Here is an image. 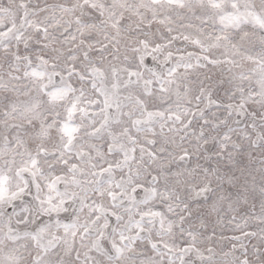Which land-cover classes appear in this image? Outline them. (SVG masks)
<instances>
[{"label":"snow or ice","instance_id":"obj_1","mask_svg":"<svg viewBox=\"0 0 264 264\" xmlns=\"http://www.w3.org/2000/svg\"><path fill=\"white\" fill-rule=\"evenodd\" d=\"M0 264H264V0H0Z\"/></svg>","mask_w":264,"mask_h":264}]
</instances>
